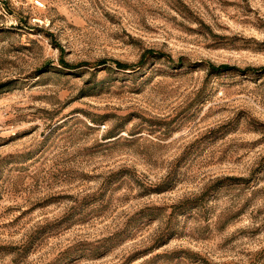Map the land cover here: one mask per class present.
I'll list each match as a JSON object with an SVG mask.
<instances>
[{
    "label": "rangeland",
    "instance_id": "rangeland-1",
    "mask_svg": "<svg viewBox=\"0 0 264 264\" xmlns=\"http://www.w3.org/2000/svg\"><path fill=\"white\" fill-rule=\"evenodd\" d=\"M0 264H264V0H0Z\"/></svg>",
    "mask_w": 264,
    "mask_h": 264
},
{
    "label": "trees",
    "instance_id": "trees-1",
    "mask_svg": "<svg viewBox=\"0 0 264 264\" xmlns=\"http://www.w3.org/2000/svg\"><path fill=\"white\" fill-rule=\"evenodd\" d=\"M163 57H165V56L161 53H157V52H154L152 50H148V51H145L141 55L140 60L134 66L123 65L122 63H120L118 61H115L114 64L118 70H126V68L141 67V66L145 65L150 58L159 60ZM104 63H105V61L100 62V64H104ZM62 66L68 67V65L66 63H62ZM227 70H230V68L228 66L222 65V66L215 67L213 65H208V74L220 72V71H227Z\"/></svg>",
    "mask_w": 264,
    "mask_h": 264
}]
</instances>
